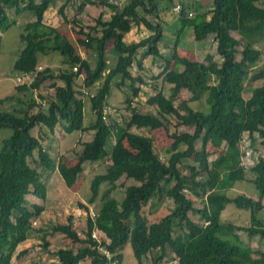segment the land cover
<instances>
[{
  "label": "trees",
  "instance_id": "1",
  "mask_svg": "<svg viewBox=\"0 0 264 264\" xmlns=\"http://www.w3.org/2000/svg\"><path fill=\"white\" fill-rule=\"evenodd\" d=\"M56 1L0 0V51L1 30H8L14 24L9 20L8 10L18 14L26 11L34 16L20 36L23 47L14 64L16 72L36 71L41 66V56L58 54L62 58V69L55 74L45 71L31 86L18 85L12 97L17 108L0 112V129L14 131L0 151V264H11L18 247L28 240L37 239L46 248L50 247L47 238L55 234L66 236L72 246L52 253L56 262L49 264H80L87 260L90 264H122L128 243L137 264H144L151 254L155 256L154 264H169L170 254L175 257L174 264H264L263 251L224 236L226 225L222 219L229 205L249 211V225L236 229L249 237L264 239V220L260 217L264 208V158L244 169L245 151L241 150L245 135L252 139L259 134L264 142V67H257L262 52L251 41L242 43L243 39L253 36L264 38V0H214L211 11L198 12L194 17H190L189 11L198 9L190 3L168 0L171 6L167 10H173L179 2L180 11L173 15L182 22V27L177 33L173 54L167 57L159 49L165 36L162 21L153 23L137 13L141 8L146 15L159 18V0H132L115 10L109 20L103 19L102 13L89 31L84 28L76 31L81 36V46L96 45L95 67L89 58L77 54L56 28L44 23L46 11ZM78 1L63 0L60 13L66 21L64 10L74 7ZM103 2L83 0L77 10L87 4L100 6ZM135 26H143L151 35L127 43L125 38ZM186 28L193 30L198 42L213 35L219 60L207 64L180 54L179 43ZM235 33L242 38H236ZM109 42H113V65H109L107 57ZM141 49H146L142 59L153 56L163 60L162 82L172 86V96H166L161 90L147 101L158 108L160 116L175 122L173 143L165 157L157 151L151 135L134 131L162 128L164 125L158 116L137 111L132 107L131 98H127V106L132 114L125 126L108 123L105 114L112 87H127L128 81L133 98L139 96L144 81L135 77L131 69L135 64L143 69L142 60L138 61ZM116 77L120 82L114 84ZM48 78L63 84L54 82L53 98L39 94L38 99L35 91ZM247 79L251 83L263 81L261 86L251 89L248 99L244 97ZM181 90L188 91L190 99L176 105L175 97ZM87 98L95 115L90 127L84 125ZM193 103H205L210 111L195 109ZM59 125L67 133L93 132L92 139L82 144L73 167L65 166L48 151ZM180 127L191 128L193 132L178 131ZM35 129L40 136L33 133ZM113 138L116 143L109 151L108 144ZM42 141L48 142L46 148ZM222 143L224 149L212 164L207 148L209 145L219 148ZM103 160L109 165L92 180L91 197L85 204H79L87 214L83 235L74 230L73 216L67 218L68 223H58L49 229L34 226L45 206H29L26 200L29 195L46 200L49 180L56 172L67 188H73L85 163ZM184 167L188 169L187 174ZM247 174L252 177L248 178ZM124 178L138 185L126 187L123 199L119 200L112 192ZM238 181L253 184L258 199L245 194L232 198L223 193L225 187ZM164 197L174 207L159 221L149 223L144 209L153 205L156 198ZM198 199L203 202L201 208L196 207ZM97 202L100 203L96 205V212L90 211V206ZM191 214L199 216L201 223L194 221ZM96 232L101 238L93 237ZM26 253L23 250L17 257Z\"/></svg>",
  "mask_w": 264,
  "mask_h": 264
},
{
  "label": "rangeland",
  "instance_id": "2",
  "mask_svg": "<svg viewBox=\"0 0 264 264\" xmlns=\"http://www.w3.org/2000/svg\"><path fill=\"white\" fill-rule=\"evenodd\" d=\"M26 2L29 0H25ZM40 2L41 0H36ZM97 1V0H96ZM104 1V0H103ZM109 4L102 3L98 5H86L80 11L77 8L80 7L83 0H79L77 5L73 7H68L64 10L68 21H66L60 13V9L63 6V0H57L55 5H52L45 13L44 23L56 28L63 36H65L68 41L74 46L77 54L81 57L89 58V62L93 67L96 65V58L93 50H96L95 44H88L87 46H81L79 44V39L81 36L76 33L80 28H84V31H89V28L95 26L97 19L99 18L101 10L107 8L109 11H104L105 15H108L105 18H110L112 12L118 8L122 9L123 6L116 4V1L120 0H105ZM187 3H190L193 8H197L198 11H189L191 14L190 17H194L196 13H207L213 9L214 0H183ZM112 3V5H110ZM21 5V7H23ZM159 13L158 17L154 15H146L144 11L139 8L140 14L144 18H148L153 23H157L159 19L164 24L165 33L162 43L159 44L160 53L163 56H169L173 54L174 42L177 36V33L181 30L182 22L174 17V13L177 14L179 10L177 7H180L179 2L176 7L170 10H167L168 6H171L168 0H159ZM103 14V16H105ZM7 15L11 23V27L7 30H1L2 44L0 51V112H10L17 108L15 103L12 101V97L16 95V87L18 86V79L22 76L20 73L14 70V64L18 59L21 49L23 47L20 36L24 32V27L27 23L34 20V16L30 12L21 11L19 14L14 10H8ZM176 16V15H175ZM157 18V19H156ZM136 28V26L134 27ZM133 28V29H134ZM132 29V30H133ZM145 29V28H144ZM131 30V31H132ZM136 29L133 31V33ZM94 33V32H93ZM127 34L126 39H132V34ZM180 33V32H179ZM179 43V53L193 61H200L204 63H212L218 61L219 58L216 54L215 42L213 40V35H210L206 40L198 42L194 38V33L192 29L186 28L184 35ZM236 38L241 39L242 37L235 33ZM137 37H141L138 35ZM136 37V38H137ZM135 39V38H134ZM133 40V39H132ZM142 40V39H141ZM183 40L185 42H183ZM140 41V40H139ZM248 41H251L255 47L261 50L262 57L257 63L259 69L264 67V38L261 36H253L251 38L243 39V45ZM128 43L133 41H127ZM113 47V42L107 44V57L109 65H113L114 56L111 53ZM146 49H141L138 54V61L142 60L143 69H140L137 64L131 69L132 74L135 77H141L144 81V85H141V92L138 97L133 98L132 91L129 88V82L127 81V87L118 88L116 86L112 87L111 95L108 99L109 106L107 107L105 114L107 115L108 123H116L122 126H125L128 119L131 116V110L127 106V98H131L133 103L132 107L136 108L137 111L142 113H150L159 117L163 123V127L154 131H144V130H134L135 132L141 134H149L154 138L155 146L157 151L162 157H165L166 150L173 143L171 135L175 132V122L170 117H162L158 113V108L156 106H151L147 103L148 99L158 93L163 91V93L170 97L172 92L170 88H166L162 82V71L164 69V62L160 58L148 56L142 59L143 53ZM151 58L153 59L150 61ZM61 56L58 54H52L47 57L41 56V66L43 67V72L47 71L48 73L52 71L54 74L58 72L61 67ZM147 59V60H146ZM252 70L250 76L255 74L259 69ZM40 73V74H41ZM47 73V74H48ZM49 75V74H48ZM47 75V76H48ZM83 78L85 75L82 74ZM249 76V78H250ZM22 82L24 78L21 79ZM37 79L29 82L31 86ZM57 83L62 85L63 82L60 80L46 79L41 85L39 91H35V97L38 98L39 94L45 96L46 98H53L55 96V90L53 84ZM120 82V78L116 77L114 84ZM139 84V83H138ZM247 92L244 93L245 98L250 96L251 89L259 87L263 84V81L252 82L247 79ZM169 86V85H168ZM86 92V91H85ZM20 94V93H19ZM86 94V93H85ZM39 99V98H38ZM190 99V93L186 90H181L179 94L176 95L175 101L178 105L179 101ZM192 107L195 109L200 108L205 110V112L210 111V106L199 103H193ZM199 110V109H198ZM95 121V115L92 110L91 102L87 98L85 99V108H84V125L85 127H90ZM178 131H191L193 129L180 127ZM13 130L10 128L0 129V151L3 148L5 140H8L13 135ZM35 135L40 136L39 130L35 129L33 132ZM93 132L80 133L75 131L73 133H67L63 129L62 125H59L55 131V134L50 141L49 152L57 160L67 167H73L78 161V154L81 152L82 144L84 142H89L92 139ZM46 140V139H43ZM245 144L241 146V150L245 154L242 158V166L244 169L255 165L261 158H264V142L263 138L256 134L252 139H249L247 135L244 136ZM116 139L113 138L109 141L108 149L111 151L112 147L115 145ZM44 148L47 147L48 142L42 141ZM224 149L223 143L220 144L219 148L209 145L207 151L210 153L209 161L213 164L216 162L217 157L221 150ZM249 153L246 154V153ZM109 163L107 160H103L97 163H85L83 166V172L80 174L79 179L73 188H67L59 175L58 172L54 173L51 176L48 184L47 198L46 200L36 198L33 195L27 197V204H37L40 206L45 205V212H42L39 218L35 221L34 226L36 228H45L49 229L51 226L58 223H68L67 218L73 216L74 218V230L80 235H83L86 230V218L87 214L84 210L80 209L79 204H85L86 200L91 197V183L92 180L97 176L105 172L106 166ZM34 167V165H33ZM184 172L187 174L188 169L183 168ZM248 178L252 177L251 174H247ZM130 185H138L134 180H126L125 178L119 182V188L113 190V194L119 199L122 200L125 194V188ZM103 190V189H102ZM223 193L228 197H237L238 195L245 194L247 196L254 197L258 199V193L253 186L248 181H238L225 187ZM100 202H97L95 205L90 206V211L96 212V205ZM264 206V199L262 200ZM203 202L201 199L197 200L196 207L201 208ZM174 207L173 203L167 198L163 199L156 198L154 204L146 207L144 209L145 216L148 218L149 223L157 222L162 217L167 215L172 208ZM250 212L245 210H240L234 205L227 206L226 210L222 213V219L226 225L224 236L231 237L235 240H238L246 247H251L252 249H258L264 252V239L259 236L249 237L246 233L238 231L236 227L238 226H247L250 221ZM192 219L196 222L201 223L199 216L191 214ZM260 217L264 220V208L260 214ZM230 225V226H229ZM228 226V227H227ZM96 238H101L102 235L95 233ZM47 240L51 244L50 247L43 246V241L37 239H31L28 243H23L22 248L18 247L16 254L12 259L11 264H33L34 262H43L46 264L56 262L55 257L52 253L56 252L59 248H69L72 246L70 241L63 234H55L48 236ZM27 250V253L21 255L19 258L18 254ZM124 259L122 264H137V261L134 258L130 244H126L123 251ZM154 254L150 255L149 259H145L144 264H154ZM169 264H174L175 257L170 254L168 258ZM81 264V263H80Z\"/></svg>",
  "mask_w": 264,
  "mask_h": 264
},
{
  "label": "crops",
  "instance_id": "3",
  "mask_svg": "<svg viewBox=\"0 0 264 264\" xmlns=\"http://www.w3.org/2000/svg\"><path fill=\"white\" fill-rule=\"evenodd\" d=\"M132 0H120V1H116L115 3L116 4H118V5H121V6H125V5H127L129 2H131ZM36 2H38V1H36ZM104 4H109V2H106L105 0H104V2H103ZM88 5H90V4H88ZM110 5H112V3H110ZM76 6V5H75ZM74 6V7H75ZM73 7V8H74ZM168 8V7H167ZM104 11H106V12H108L109 10L107 9V8H104V9H102L101 10V12L100 13H103L104 14ZM114 12L115 11H113L112 12V14H114ZM137 13H138V15L139 16H141V14H140V11L139 10H137ZM105 15V14H104ZM106 16H108V15H105L104 17H106ZM111 16L112 15H110V18H111ZM142 17V16H141ZM110 18H105V20H109ZM148 19V18H147ZM157 19V18H156ZM47 25V24H46ZM47 26H49V25H47ZM54 28V27H53ZM136 29V31L133 33V31ZM133 34H132V39H130V40H127L126 38H125V41L127 42V41H133V42H138L139 40H141V39H144V38H146V37H148V36H150L151 35V33L148 31V30H146V29H144V27L143 26H140V27H138V26H136V28H134L132 31H131ZM131 32L129 33V35H131ZM164 33H165V31H164ZM138 35H141V37H137ZM137 37V38H136ZM183 37H185V36H183ZM135 38V39H134ZM175 40H176V38H175ZM183 42H185L184 40H183ZM128 43V42H127ZM201 43H203V41L201 42ZM174 46V45H173ZM147 59H150V61H152L153 59H151V58H147ZM146 59V60H147ZM165 87L166 88H171L172 86L171 85H165ZM245 97V96H244ZM251 97V92H250V96L248 97V98H250ZM248 98H246V99H248ZM45 206V205H44ZM45 210V209H44ZM43 212H45V211H43ZM30 240H28V241H26V243H28ZM23 245V244H22ZM21 246V245H20ZM23 246H21V248L20 249H23L22 248ZM56 259V258H55ZM81 264H90V261L89 260H87V261H85V262H82Z\"/></svg>",
  "mask_w": 264,
  "mask_h": 264
},
{
  "label": "built area",
  "instance_id": "4",
  "mask_svg": "<svg viewBox=\"0 0 264 264\" xmlns=\"http://www.w3.org/2000/svg\"><path fill=\"white\" fill-rule=\"evenodd\" d=\"M177 10H179L180 11V7H177ZM75 70H77L76 68H75ZM43 71V67L42 66H39L38 68H37V70L36 71H34V72H31V73H28V74H21L22 76L18 79V85H24V84H26V85H29V82L30 81H33L34 79H37L38 77H39V74L41 73ZM22 78H24V81L22 82ZM89 92H86V94H88ZM246 154H248L249 155V153L247 152ZM92 216H93V212H92ZM93 237L94 238H96V234L94 233V235H93Z\"/></svg>",
  "mask_w": 264,
  "mask_h": 264
}]
</instances>
